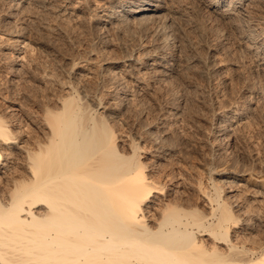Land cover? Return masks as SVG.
<instances>
[{
	"label": "rangeland",
	"instance_id": "rangeland-1",
	"mask_svg": "<svg viewBox=\"0 0 264 264\" xmlns=\"http://www.w3.org/2000/svg\"><path fill=\"white\" fill-rule=\"evenodd\" d=\"M123 1L0 0V118L22 146L48 135L64 97L113 112L121 148L135 139L147 171L166 176L149 217L166 194L210 214L221 185L241 217L233 242L264 245V0H154L159 16L122 25ZM161 56L164 74L150 64Z\"/></svg>",
	"mask_w": 264,
	"mask_h": 264
},
{
	"label": "bare ground",
	"instance_id": "bare-ground-1",
	"mask_svg": "<svg viewBox=\"0 0 264 264\" xmlns=\"http://www.w3.org/2000/svg\"><path fill=\"white\" fill-rule=\"evenodd\" d=\"M235 1L241 0L229 6ZM116 5L124 6L114 16L122 25L130 16L147 23L163 7L154 0ZM163 59L150 63L156 73L168 69ZM79 100L67 96L59 110L48 108V135L22 146L20 132L0 118V145L10 146L5 153L0 147V264H264L262 243L231 239L241 217L230 200L218 198L221 185L209 198L217 200L210 214L166 194L149 217L146 209L164 192L166 176L147 171L135 139L130 152L121 148L113 112L96 114ZM15 147L23 155L18 164Z\"/></svg>",
	"mask_w": 264,
	"mask_h": 264
}]
</instances>
